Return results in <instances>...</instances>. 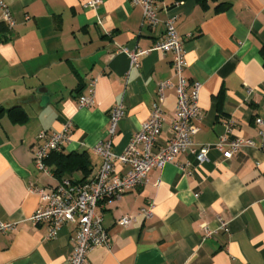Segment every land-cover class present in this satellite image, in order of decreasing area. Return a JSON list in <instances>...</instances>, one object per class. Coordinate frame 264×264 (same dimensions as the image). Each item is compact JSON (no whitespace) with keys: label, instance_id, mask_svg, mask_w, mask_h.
<instances>
[{"label":"crops","instance_id":"obj_1","mask_svg":"<svg viewBox=\"0 0 264 264\" xmlns=\"http://www.w3.org/2000/svg\"><path fill=\"white\" fill-rule=\"evenodd\" d=\"M85 1L5 0L12 28L0 8V222L14 225L0 232V264H66L71 253L75 224L65 223L55 239H46L48 224L30 219L39 198L29 185L60 181L53 157L46 164L50 173L35 167L41 131H58L70 121L63 152L88 158L90 179L101 163L93 148L108 138L109 110L124 105L113 139L121 153L149 117L157 84L170 80L158 137L168 142L178 81L172 54L148 51L132 64L118 51L151 49L168 19L183 41L187 85L201 84L193 142L215 143L228 120L231 137L257 140L255 119L264 120V0H159L152 27L131 0H101L96 11ZM93 79L94 105L79 107L78 95ZM208 157L198 163L180 152L150 170L144 184L99 203L108 237L89 251L87 264H264V151L245 147L224 159L212 149ZM115 169L125 167L115 163ZM70 170L64 178H83L81 170ZM124 214L135 219L122 227L116 221Z\"/></svg>","mask_w":264,"mask_h":264},{"label":"built area","instance_id":"obj_2","mask_svg":"<svg viewBox=\"0 0 264 264\" xmlns=\"http://www.w3.org/2000/svg\"><path fill=\"white\" fill-rule=\"evenodd\" d=\"M142 9V20L152 27L158 23L157 3L159 0H131ZM101 0H86L85 6L96 11ZM3 20L8 27L15 25V19L5 2L0 0ZM99 21V20H98ZM183 41L177 34L173 19L166 21L164 34L156 40L149 50H129L119 47L118 51L126 53L137 64L140 55L148 51H160L172 54V69L178 81L175 85L176 105L171 124V137L168 142L161 144L158 137L162 129V102L165 91L172 87L170 80L157 84V99L151 106L150 115L140 129L133 134L129 143L121 153H116L113 139L117 133L118 122L124 114V105L119 103L108 113V138L94 146V152L100 157L101 163L94 176L86 181L73 183L70 179H62L56 185H29V191L37 194L39 206L30 219L35 223L48 224L46 239H55L65 223L75 224L70 236L71 253L66 264H87V254L90 250L107 241L108 231L103 226L102 215L96 211L99 203L120 199L127 191L146 182V176L152 169H160L165 164L175 160L180 152L194 155L198 163L209 161L210 150L219 151L224 159L231 158L245 147H256L264 151V120L255 119L260 127L257 140L245 137H231L233 122L225 123V133L215 143L196 145L192 136L197 132L195 121L201 115L199 106L200 82L194 81L187 85L183 71L187 65L182 46ZM95 82L91 81L86 92L78 95L79 107H90L95 102ZM71 122L64 123L58 131H41L38 135L43 141L33 149L35 167L45 173H50L45 159L51 151H62L64 144L70 139ZM115 163L125 167L123 172H117ZM189 164V162H187ZM182 168V167H181ZM147 216L149 209H141ZM135 214L121 215L116 223L125 227L132 223ZM12 223L0 222V232L12 229ZM205 230V236L211 231Z\"/></svg>","mask_w":264,"mask_h":264},{"label":"trees","instance_id":"obj_3","mask_svg":"<svg viewBox=\"0 0 264 264\" xmlns=\"http://www.w3.org/2000/svg\"><path fill=\"white\" fill-rule=\"evenodd\" d=\"M202 1V0H200ZM11 111H15L14 108L10 109ZM24 112L22 110H19L16 112V115L18 116L19 119H22L25 117L23 114ZM52 158V163H54L55 167L53 170V173L55 176H57L60 181L62 179H69V178H64L62 174L71 171L70 169L74 167L75 170L79 169L83 173V178L80 181H73L70 179L73 183H79L86 181V176L89 174V168L87 167V164L89 162V159L84 157V156H79L74 153H64L62 151H51L48 156L45 159V163L48 164L49 158ZM85 160V161H83ZM87 163V164H86ZM65 175V174H64Z\"/></svg>","mask_w":264,"mask_h":264},{"label":"water","instance_id":"obj_4","mask_svg":"<svg viewBox=\"0 0 264 264\" xmlns=\"http://www.w3.org/2000/svg\"><path fill=\"white\" fill-rule=\"evenodd\" d=\"M39 91H43L45 92L46 90L43 89V90H39ZM48 99L47 95H44L42 98H41V104H43L44 101H46Z\"/></svg>","mask_w":264,"mask_h":264}]
</instances>
